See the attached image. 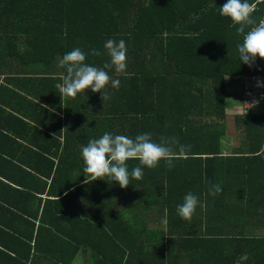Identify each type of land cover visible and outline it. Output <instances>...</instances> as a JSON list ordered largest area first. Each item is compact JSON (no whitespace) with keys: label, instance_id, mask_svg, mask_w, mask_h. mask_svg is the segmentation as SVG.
I'll return each mask as SVG.
<instances>
[{"label":"trees","instance_id":"16d2710c","mask_svg":"<svg viewBox=\"0 0 264 264\" xmlns=\"http://www.w3.org/2000/svg\"><path fill=\"white\" fill-rule=\"evenodd\" d=\"M224 3L0 0V264H264V60L240 61ZM249 3L258 23L264 0ZM109 39L127 48L119 88L61 101L59 60L95 48L86 63L102 67ZM246 89L258 103L231 110ZM105 132L175 138L189 156L127 188L85 183L81 148ZM189 192L203 206L185 221Z\"/></svg>","mask_w":264,"mask_h":264},{"label":"clouds","instance_id":"9594fccd","mask_svg":"<svg viewBox=\"0 0 264 264\" xmlns=\"http://www.w3.org/2000/svg\"><path fill=\"white\" fill-rule=\"evenodd\" d=\"M254 5L249 0H226L220 7V15L231 20L236 26V32L243 37L242 43L237 45L240 61L250 68L257 58L264 60V19L257 21L253 18ZM109 60L102 67L86 63L87 55L100 56L102 53L95 48L85 53L80 48H74L63 55L58 66L65 69L62 83L56 84L62 99H75L79 93L91 89L93 93H101L102 100L106 97L103 90L111 83V87L118 89L119 79H113L109 70L117 74H126L127 48L124 40L109 39L104 44ZM257 86H264L257 81ZM43 107H47L44 105ZM50 111H54L50 109ZM189 145L179 144L175 138L161 136L155 142L151 133L138 134L134 139L126 135H113L105 132L101 137L89 140L81 148L85 183L104 180L105 177L115 181L123 189L130 184V179H143V168L155 169L161 161L167 168H173L174 161L186 159L189 156ZM137 160L139 166L128 170V161ZM222 191L220 184H212L208 194L215 197ZM200 204L198 197L191 192L185 195L183 203L177 205V214L185 221H191ZM167 224V219L163 220Z\"/></svg>","mask_w":264,"mask_h":264},{"label":"built area","instance_id":"2783aa9c","mask_svg":"<svg viewBox=\"0 0 264 264\" xmlns=\"http://www.w3.org/2000/svg\"><path fill=\"white\" fill-rule=\"evenodd\" d=\"M257 84V83H256ZM262 84H264V80L262 81ZM248 88H251V85L248 83ZM264 91V88H263ZM254 94V95H253ZM264 95V94H262ZM242 100H243V107L244 108H250L253 104L258 103L259 100H256L255 98V93L252 92L250 89H246L243 93H242ZM248 108V109H249Z\"/></svg>","mask_w":264,"mask_h":264},{"label":"rangeland","instance_id":"374dc122","mask_svg":"<svg viewBox=\"0 0 264 264\" xmlns=\"http://www.w3.org/2000/svg\"><path fill=\"white\" fill-rule=\"evenodd\" d=\"M234 88V90H237L238 88H236V87H233ZM254 95V94H253ZM256 98V100H259L257 97H255ZM249 108V107H248ZM247 107L246 108H244L243 106H241V108H239L238 106H236V107H233V108H231V110H233V111H236V112H240V111H242L243 113H245V111L246 112H249V109H248ZM257 109V108H256ZM74 264H83L82 263V259H81V257H79L78 259H77V261L74 263Z\"/></svg>","mask_w":264,"mask_h":264}]
</instances>
